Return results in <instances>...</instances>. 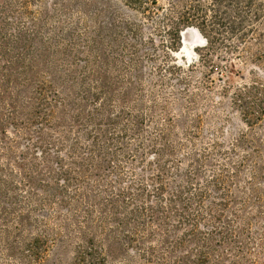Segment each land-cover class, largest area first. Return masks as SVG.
I'll use <instances>...</instances> for the list:
<instances>
[{"label":"rangeland","instance_id":"obj_1","mask_svg":"<svg viewBox=\"0 0 264 264\" xmlns=\"http://www.w3.org/2000/svg\"><path fill=\"white\" fill-rule=\"evenodd\" d=\"M6 35L0 264H264V0H0Z\"/></svg>","mask_w":264,"mask_h":264},{"label":"trees","instance_id":"obj_2","mask_svg":"<svg viewBox=\"0 0 264 264\" xmlns=\"http://www.w3.org/2000/svg\"><path fill=\"white\" fill-rule=\"evenodd\" d=\"M4 35V34H2ZM2 40L0 41V43H5V41L9 38V35L7 36H2L1 37ZM6 53V50H5ZM0 57H3L4 59H6L7 65L5 66H0V93L1 92H8V90L12 89V86L15 84L16 87L19 84H25L23 82L20 83V81H26L28 82L29 79V71L27 69L30 68V66L28 67V65L23 64L20 65L19 69L16 71H13V66L15 63V59L14 58H5L3 52H1V48H0ZM14 57V56H13ZM19 63V61L17 62ZM40 77V76H39ZM38 81V82H37ZM39 85V90H35L36 87H33L32 91H35L38 95V97L36 98L37 100H39L40 102L44 104L48 105V100L45 98L46 93L44 92L45 90V86H47L46 82L43 81L41 78H37L35 81V84ZM16 91V88H14V91ZM59 93V91H57V94ZM2 95V94H1ZM13 100V99H12ZM6 105H12V103H10L6 98H3L0 104V110L1 108H4V106ZM14 109V112H12L14 115H19V112L17 111V108L15 106H12ZM22 116H25V118L28 119L27 123L30 122V119L28 117V114L26 113H22ZM41 117H45L46 120H49L50 114H43L41 115ZM13 118H18L17 116H13ZM5 125V120L1 117V111H0V126H4ZM6 133V132H5ZM1 191V188H0ZM87 216H85V218H87V220H91V222L93 223H97L100 222L102 227L101 229L104 228L105 224L107 223V220L105 218V216H103L102 218H100V220L98 218L95 219L94 216H91V212H87L86 214ZM90 217V218H89ZM81 223H83L82 220ZM79 228H82L81 226ZM6 234H3V238L0 242V260L2 259V256L5 255V251L8 250L9 246H11V244L9 243V239L11 238L10 234V229L8 227L5 228V230L3 231ZM43 232L46 234H49V231L47 230V228H45V230H43ZM44 237H40V238H34L33 241L30 242H21L22 244V248L24 252H28L30 253V257L31 258H35L39 259V257L41 256V252L38 251L39 249V245L40 242H43ZM77 239H80V237H77ZM87 244H82V242H76L77 244V248L78 250L76 251V257L74 258V261L71 264H106L104 261V256L102 254H100V251H98L97 247L95 246L94 243L90 244L89 242H86Z\"/></svg>","mask_w":264,"mask_h":264}]
</instances>
